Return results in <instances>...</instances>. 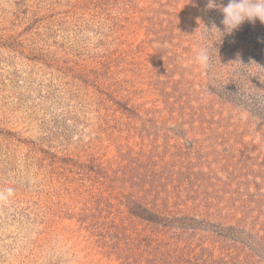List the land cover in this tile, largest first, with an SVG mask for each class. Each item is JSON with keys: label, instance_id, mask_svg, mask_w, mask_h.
<instances>
[{"label": "rangeland", "instance_id": "obj_1", "mask_svg": "<svg viewBox=\"0 0 264 264\" xmlns=\"http://www.w3.org/2000/svg\"><path fill=\"white\" fill-rule=\"evenodd\" d=\"M207 2L0 0V264H264V24Z\"/></svg>", "mask_w": 264, "mask_h": 264}, {"label": "clouds", "instance_id": "obj_2", "mask_svg": "<svg viewBox=\"0 0 264 264\" xmlns=\"http://www.w3.org/2000/svg\"><path fill=\"white\" fill-rule=\"evenodd\" d=\"M207 8L216 9L222 13V30L214 22L210 28L204 24L209 35L215 36L219 32L221 41L225 35H231L246 21L254 24L259 20L264 24V0H227L226 4L224 0H208ZM197 61L203 66L208 64L207 48L198 53Z\"/></svg>", "mask_w": 264, "mask_h": 264}]
</instances>
